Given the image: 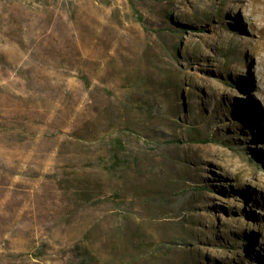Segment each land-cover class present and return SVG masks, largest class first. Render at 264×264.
Segmentation results:
<instances>
[{
  "label": "rangeland",
  "instance_id": "1",
  "mask_svg": "<svg viewBox=\"0 0 264 264\" xmlns=\"http://www.w3.org/2000/svg\"><path fill=\"white\" fill-rule=\"evenodd\" d=\"M0 264H264V0H0Z\"/></svg>",
  "mask_w": 264,
  "mask_h": 264
},
{
  "label": "trees",
  "instance_id": "2",
  "mask_svg": "<svg viewBox=\"0 0 264 264\" xmlns=\"http://www.w3.org/2000/svg\"><path fill=\"white\" fill-rule=\"evenodd\" d=\"M136 18L139 22H142V17L140 14H136ZM175 51H173L172 49H170V51L173 53L175 52L176 55L177 54V46L174 47ZM81 79L84 81V83L86 84L87 87L90 86V82H87V79L84 77H81ZM106 93L108 94L109 97H111L113 95V93L111 91H107ZM136 105L138 104V107H141V111L142 114H144L145 116H150L151 118H154V113H155V106H154V101L150 98V97H146V98H140L137 100V102L135 103ZM135 110V109H134ZM108 147L105 149L106 151V155L108 160V163H106V165L108 166V169L111 168H115L119 165L122 164V162L119 159V153L123 152L126 150V145L124 144V141L121 137V135H117L114 136L113 138H110L108 140Z\"/></svg>",
  "mask_w": 264,
  "mask_h": 264
}]
</instances>
